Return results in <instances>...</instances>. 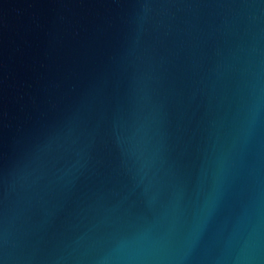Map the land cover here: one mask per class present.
<instances>
[{
  "label": "water",
  "instance_id": "obj_1",
  "mask_svg": "<svg viewBox=\"0 0 264 264\" xmlns=\"http://www.w3.org/2000/svg\"><path fill=\"white\" fill-rule=\"evenodd\" d=\"M0 264H264V0H0Z\"/></svg>",
  "mask_w": 264,
  "mask_h": 264
}]
</instances>
